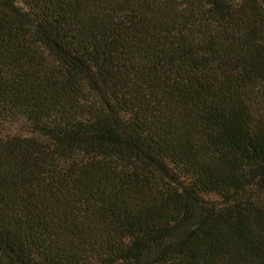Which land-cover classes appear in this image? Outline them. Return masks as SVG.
Listing matches in <instances>:
<instances>
[{"label":"trees","instance_id":"1","mask_svg":"<svg viewBox=\"0 0 264 264\" xmlns=\"http://www.w3.org/2000/svg\"><path fill=\"white\" fill-rule=\"evenodd\" d=\"M0 264H264V0H0Z\"/></svg>","mask_w":264,"mask_h":264}]
</instances>
